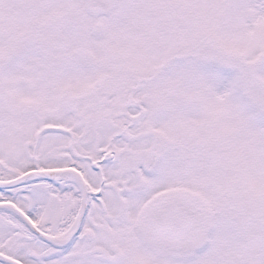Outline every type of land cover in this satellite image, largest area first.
I'll return each instance as SVG.
<instances>
[{"label":"snow or ice","instance_id":"1","mask_svg":"<svg viewBox=\"0 0 264 264\" xmlns=\"http://www.w3.org/2000/svg\"><path fill=\"white\" fill-rule=\"evenodd\" d=\"M0 264H264V0H0Z\"/></svg>","mask_w":264,"mask_h":264}]
</instances>
